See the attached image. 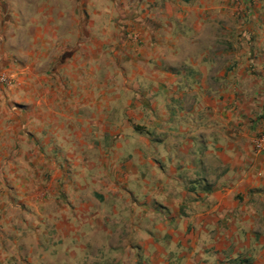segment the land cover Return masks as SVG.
I'll return each instance as SVG.
<instances>
[{
  "label": "crops",
  "instance_id": "0c3cea01",
  "mask_svg": "<svg viewBox=\"0 0 264 264\" xmlns=\"http://www.w3.org/2000/svg\"><path fill=\"white\" fill-rule=\"evenodd\" d=\"M110 1L0 0V264H264V0Z\"/></svg>",
  "mask_w": 264,
  "mask_h": 264
},
{
  "label": "rangeland",
  "instance_id": "374dc122",
  "mask_svg": "<svg viewBox=\"0 0 264 264\" xmlns=\"http://www.w3.org/2000/svg\"><path fill=\"white\" fill-rule=\"evenodd\" d=\"M63 1L68 2L69 0H63ZM70 2H72V0H70ZM93 2H95V4L97 5V7H96V8H93V9H90L89 12L93 13V12H95V11H96V12H98V11H106L107 13H109V9H108V7L111 6V5H110V4H111V1H110V0H93ZM75 4H76V3H75ZM81 4H82V3H81V1H80V2H79L80 7L78 6V9H77V7L75 8V9H76V10H75V13L79 15V18H81V16H82V5H81ZM92 15H93V14H92ZM88 18H89V17L87 16V19H88ZM0 29H2V28H0ZM91 29H92V27H91ZM3 75L7 76L8 79H9V81H8V83H6V84H3V83L0 82V85H1V86H4L5 88L11 87L12 84H13V82H14L13 77H11L8 73H3V72H1V73H0V77L3 76ZM15 173H16V172H13V171L7 172V174H8V175H6L7 179H8V177L14 179L15 176H16ZM0 177H1V178L3 177V172H0ZM22 177H23V176H22ZM1 178H0V179H1ZM25 220H26V219H25ZM27 235H29V237H30V236L32 237L33 234H31V232L28 231ZM26 258H28V256H27ZM26 260H27V259L23 260L22 264H33V263H31V262L29 263L28 261L26 262ZM42 264H43V263H42Z\"/></svg>",
  "mask_w": 264,
  "mask_h": 264
},
{
  "label": "built area",
  "instance_id": "2783aa9c",
  "mask_svg": "<svg viewBox=\"0 0 264 264\" xmlns=\"http://www.w3.org/2000/svg\"><path fill=\"white\" fill-rule=\"evenodd\" d=\"M9 79L7 76L3 75L0 77V82L3 84L8 83ZM255 149L258 152H264V133H262L258 138L255 140Z\"/></svg>",
  "mask_w": 264,
  "mask_h": 264
}]
</instances>
